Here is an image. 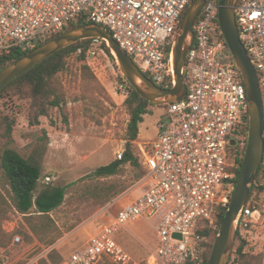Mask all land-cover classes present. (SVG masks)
I'll return each instance as SVG.
<instances>
[{
  "label": "built area",
  "instance_id": "obj_1",
  "mask_svg": "<svg viewBox=\"0 0 264 264\" xmlns=\"http://www.w3.org/2000/svg\"><path fill=\"white\" fill-rule=\"evenodd\" d=\"M193 1L0 0V56L32 50L85 20L107 27L141 71L168 88L175 84L171 46ZM235 11L240 39L264 95V0H238ZM194 31L183 69L187 94L168 103V119L142 155L146 170L138 182L142 192L116 214L110 213L86 245L62 264H99L104 259L139 264L121 240L122 233L137 222L153 230L147 264H204L209 238L203 233L217 227V211L228 207L235 190L239 159L247 145L250 103L245 82L221 37L219 3L206 2ZM91 39L88 54L95 57L98 50L93 45L102 40ZM119 92L126 98L127 84L119 85ZM123 154L120 151L118 157ZM248 202L240 213L238 231L247 243H255L259 239L255 228L264 231V203L248 206ZM26 247L24 237L16 234L8 247L0 245V264H30L21 263Z\"/></svg>",
  "mask_w": 264,
  "mask_h": 264
},
{
  "label": "rangeland",
  "instance_id": "obj_2",
  "mask_svg": "<svg viewBox=\"0 0 264 264\" xmlns=\"http://www.w3.org/2000/svg\"><path fill=\"white\" fill-rule=\"evenodd\" d=\"M93 47L98 50V53L93 57L87 52L86 62L93 71L97 83L82 81L79 72L81 62L77 60L76 53L72 54L68 59L69 71L59 74V80L67 94V104L63 108L51 109L48 116L41 117L37 124L32 125L29 123L27 114L30 103L27 100L15 98L19 112L16 114L14 126V146L20 154L40 166L42 171L40 187L47 183L68 185L96 168L120 159L118 154L124 151L130 119L125 101L131 93V88L118 62L116 59L113 60L102 47V42L95 43ZM121 84H127L129 89V95L126 98L121 96L120 92L117 93ZM161 105H149V112L144 115V120L140 123V133L134 142V151L140 160L142 155L150 150L151 142L158 137L160 124L168 119L166 108ZM10 113H12L10 101L0 100V115ZM1 138L0 135V143ZM1 171L0 167V173ZM141 172L140 168L127 164L124 173L113 178L125 181L129 185L118 197L124 195L117 207H122V204L130 202L142 192L143 187L139 186L137 177V174ZM46 177H50V180ZM97 182L98 180L95 183ZM80 187L81 185L69 187L64 204L51 213L57 224L64 230L71 225H76L53 245L63 259H66L75 249L82 247L87 237L96 232L101 223L110 219V213L118 212V208H111L110 212L105 211L104 208L110 203L104 206L98 205L96 200L87 199L78 190ZM262 197V194L259 195L260 199ZM83 223V232L80 230L73 236V240L69 239L59 244L65 236L68 237ZM2 224L6 231L9 229L29 231L25 216L17 211L8 214ZM255 231L259 239L255 243H248L245 249L257 257H263L264 231L259 227H256ZM20 235L28 244L38 240L34 237L33 241L28 242L24 234ZM30 235L33 236L31 232ZM121 240L139 263L146 262L150 248L154 246L153 230L142 222L133 224L131 231L123 232ZM40 250L39 245L27 249L23 255L24 260L32 258ZM233 251L230 260L234 259Z\"/></svg>",
  "mask_w": 264,
  "mask_h": 264
},
{
  "label": "trees",
  "instance_id": "obj_3",
  "mask_svg": "<svg viewBox=\"0 0 264 264\" xmlns=\"http://www.w3.org/2000/svg\"><path fill=\"white\" fill-rule=\"evenodd\" d=\"M215 1L219 3L220 0ZM89 23L92 22L80 20L77 23L69 25L63 31L77 25ZM221 37L225 40L223 34H221ZM92 40L91 38L80 40L54 53L0 87V100L8 99L12 109V113L0 115V135L2 137L0 143V167L2 170L0 173L1 246L8 247L16 234H24L28 242L33 241L35 237L44 246H53L66 232L72 230L76 226L71 225L64 230L57 224V221L51 215L54 210L64 204L69 187L81 185L78 190L81 191L87 199H94L98 205L104 206L113 202L114 199L123 194L128 188L129 185L125 181L113 179L124 173L127 164L142 170L141 173L137 174L138 181L146 173L139 156L135 154L134 142L138 139L140 133V123L144 120V115L149 112V105L157 104H153L143 98L126 77L125 79L131 88V93L125 101L130 119L127 126V142L124 147L122 159H115L109 164L102 165L68 185L47 183L40 187L39 181L42 174L40 166L20 154L14 146V126L16 124V114L19 112V107L16 104L15 98L18 97L30 103L27 114L29 123L32 125L37 124L41 117L48 116L51 109L63 108L67 104V94L59 80V74L69 71L68 59L72 54L76 53L77 60L81 62L79 72L82 81L84 83L91 81L97 83L93 71L86 62L87 52L92 45ZM101 40L102 47L114 60L115 57L108 47L107 42L103 39ZM27 52L29 51L15 52L0 56V70ZM233 64L237 67L235 61H233ZM172 86L173 85H170L169 87ZM161 106L167 108L168 104H162ZM65 120L68 122L67 119ZM248 131L249 125L245 128L246 140H248ZM243 157L244 152L239 159V168L237 170L235 182H237L240 173ZM97 180L98 182L95 183ZM261 194L263 195L262 199L259 198ZM254 201H256L257 206H261L264 203V159L255 176L248 206H252ZM226 210L227 207L218 209L216 228H206L204 230L203 234L209 238V242L206 245L204 264H209L214 242ZM13 211H17L25 216L29 231L16 229L12 232H8L3 228V221L7 218L8 214ZM30 232L33 236L30 235ZM247 244L246 240L238 231L233 251L234 259H231L229 264H264V256L257 257L248 252L245 249ZM64 260L61 253L54 247L49 252L47 258H41L37 264H62ZM99 264L116 263L104 259ZM139 264L147 263L142 261Z\"/></svg>",
  "mask_w": 264,
  "mask_h": 264
},
{
  "label": "water",
  "instance_id": "obj_4",
  "mask_svg": "<svg viewBox=\"0 0 264 264\" xmlns=\"http://www.w3.org/2000/svg\"><path fill=\"white\" fill-rule=\"evenodd\" d=\"M207 1L194 0L191 3L176 33L170 55L175 77V84L172 87L156 85L120 47L112 32L97 23L81 24L65 30L14 60L0 70V87L54 53L80 40L97 37L107 42L121 71L143 98L153 104H168L180 100L187 94L183 74L186 54L195 38L196 19ZM237 1H219V20L222 33L247 88L250 124L240 173L219 227L209 264H229L237 237L240 213L251 196L255 176L264 159V95L257 70L239 36L235 11ZM231 145H235V141H231Z\"/></svg>",
  "mask_w": 264,
  "mask_h": 264
},
{
  "label": "crops",
  "instance_id": "obj_5",
  "mask_svg": "<svg viewBox=\"0 0 264 264\" xmlns=\"http://www.w3.org/2000/svg\"><path fill=\"white\" fill-rule=\"evenodd\" d=\"M140 186V185H139ZM142 188V187H141ZM122 195V194H121ZM124 196V195H123ZM123 196H121L120 198H117L115 201H117L116 202V204L115 205H108L107 207H105L104 209H105V211H107V209L110 211V209L111 208H118V210H119V208L121 207V206H118L117 207V205L119 204V202H121V198L123 197ZM124 204H122V206H123ZM136 224V223H135ZM84 226V223L83 224H81V226H79V227H77L74 231H73V233H71L68 237H64L63 238V240L62 241H60L59 242V244H62V243H65V242H67V240H73V236L74 235H76V234H78L79 233V231L80 232H83L82 231V227ZM132 227V226H131ZM147 227V226H146ZM91 235V234H90ZM89 235V236H90ZM89 236L87 237V239H86V242H85V244L82 246V247H84L85 245H86V243H87V241H88V238H89ZM27 245H28V247H26V250H25V252L27 251V249H30V248H33V247H36V246H38L39 245V247L41 248V250L38 252V253H36L32 258H29V259H27V261H28V263H30V264H37L38 263V261L41 259V258H43V257H45V258H47V256H48V254H49V252L51 251V249L52 248H54L53 246H51V247H46V246H44V245H42L38 240H35L33 243H27ZM81 248V247H80ZM46 249H47V251H46ZM77 249H79V248H77ZM76 250V249H75ZM74 250V251H75ZM45 251V252H44ZM74 251H72L69 255H68V257H66V259H68V258H70V256H71V254L74 252ZM44 252V253H43ZM25 254V253H24ZM63 254V253H62ZM24 257V256H23ZM35 257H38L37 259H35L34 260V258ZM24 259H25V257H24ZM65 259V260H66ZM34 260V261H33ZM64 260V261H65ZM31 261H33V262H31ZM24 262H26L25 260H23L21 263H24Z\"/></svg>",
  "mask_w": 264,
  "mask_h": 264
}]
</instances>
